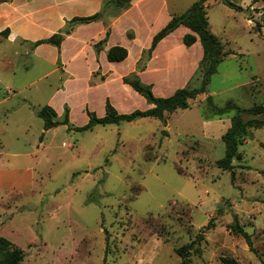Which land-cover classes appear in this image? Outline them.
<instances>
[{
    "label": "rangeland",
    "instance_id": "rangeland-1",
    "mask_svg": "<svg viewBox=\"0 0 264 264\" xmlns=\"http://www.w3.org/2000/svg\"><path fill=\"white\" fill-rule=\"evenodd\" d=\"M230 1L243 8L209 2L205 10L231 53L205 92L167 113V122L144 117L46 132L35 114L45 79L25 71L36 59L0 43V235L23 249L21 264H178L175 248L201 230L189 264H221V256L264 264V127L250 128L242 157L222 170L221 135L234 111L218 117L206 100L218 109L264 103V27L251 23L261 22L264 0ZM201 74L198 66L185 87H199ZM235 221L254 251L231 230Z\"/></svg>",
    "mask_w": 264,
    "mask_h": 264
},
{
    "label": "crops",
    "instance_id": "crops-1",
    "mask_svg": "<svg viewBox=\"0 0 264 264\" xmlns=\"http://www.w3.org/2000/svg\"><path fill=\"white\" fill-rule=\"evenodd\" d=\"M193 1L130 0L125 7L111 0L1 2L0 43L9 46L13 56L36 59L35 65L26 67L25 71L34 69L37 80L45 79L41 89L36 90L42 100L39 106L51 107L56 114L54 120L62 122L44 131H55L60 126L82 131L77 128L87 124L91 115L102 117L105 114L107 102L118 113L148 108L150 103L128 80H137L160 97L169 96L176 89L185 87L202 58L199 39L189 46L184 45L182 37L191 31L185 25H179L155 45H152V41L172 15L184 12ZM104 2L106 5L103 7ZM209 2L210 5H225L221 0H205V6ZM96 13H100L96 19L73 23L63 31L72 18ZM260 14H264V7ZM207 17L209 29L212 30L210 18ZM251 20L248 19V22ZM4 30H8L7 34L2 33ZM59 32L62 38L58 46L50 42L34 44ZM112 47L123 48L125 57L110 61L107 55ZM29 84L21 85L12 95L24 93ZM33 96L30 94L23 100L30 101ZM6 99L2 98L1 101ZM167 113L163 117L166 122ZM65 115L67 120L63 122ZM260 128L253 130V133ZM258 144L264 147L262 141H258Z\"/></svg>",
    "mask_w": 264,
    "mask_h": 264
},
{
    "label": "trees",
    "instance_id": "trees-1",
    "mask_svg": "<svg viewBox=\"0 0 264 264\" xmlns=\"http://www.w3.org/2000/svg\"><path fill=\"white\" fill-rule=\"evenodd\" d=\"M8 0H0V3ZM116 5L125 7L129 4L130 0H111ZM225 5L234 8L242 9L238 4L230 0H221ZM106 5L104 2L103 7ZM100 13L93 14L86 17H74L67 22V25L63 29L66 31L68 26L76 22H89L96 19ZM179 25H185L191 32L186 33L182 37L183 44L186 46L191 45L196 39L202 46V58L199 62L201 69V83L197 88L181 87L176 89L171 95L160 97L155 96L148 86L140 84L137 80H128V83L140 94H142L150 106L143 110L135 109L129 113H118L114 107L108 102L105 106V114L102 117H96L91 115L87 124L77 128L78 130L90 129L95 124H109L118 123L120 121H132L139 117H154L163 119L165 112H173L177 109H185L189 106V100L194 99L197 95L204 93L206 85L209 83L211 76L216 72L217 64L222 60L223 56L231 53V51L224 50L219 38L211 32L208 25V17L205 10V0H194L193 3L182 13L172 15L166 25H164L153 37L152 45H155L163 36L170 31L174 30ZM261 26H264V14L261 15V22H254V27L259 30ZM8 30H4L2 33L7 34ZM62 35L61 32L53 34L52 36L38 40L34 44L42 42H50L55 45H59ZM126 55V51L120 47H112L108 51V59L110 61H117L123 59ZM209 104V110L212 114L221 117L229 110H233L234 113L230 115V125L221 135V139L224 143V155L216 160V165L222 170L231 171L234 167L233 160H239L242 157L239 151V146L244 143L248 138H251L250 128H260L264 126V103L254 104L248 108H240L233 102L227 103L224 108H215L212 106L210 96L206 97ZM36 116L40 117L43 121V130L56 127L62 123L54 120L56 116L55 111L45 105L35 110ZM243 114L251 115L252 117L245 118ZM67 120L66 115L63 122ZM233 178V175H231ZM212 223L211 218L203 229L209 227ZM231 230L240 234L250 251H254L250 234L246 232L242 225L237 221L230 226ZM201 230L196 234L195 238L189 243L175 248V253L180 257L178 264H189L187 256L189 252L194 249L198 250L195 246L203 239ZM24 251L21 247L16 246L12 241L0 235V264H21L24 258ZM221 264H240L237 258L232 256H221Z\"/></svg>",
    "mask_w": 264,
    "mask_h": 264
}]
</instances>
